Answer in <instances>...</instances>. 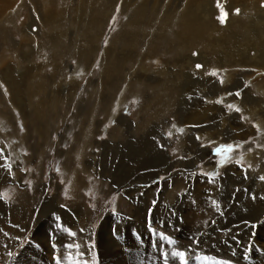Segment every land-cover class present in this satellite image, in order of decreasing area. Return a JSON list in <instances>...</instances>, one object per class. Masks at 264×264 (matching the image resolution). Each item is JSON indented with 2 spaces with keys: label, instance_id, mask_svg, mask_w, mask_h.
Listing matches in <instances>:
<instances>
[{
  "label": "rangeland",
  "instance_id": "1",
  "mask_svg": "<svg viewBox=\"0 0 264 264\" xmlns=\"http://www.w3.org/2000/svg\"><path fill=\"white\" fill-rule=\"evenodd\" d=\"M217 5L218 0H0V264H14L37 229H52L47 239L58 247L55 232L68 229L76 264H100L102 229L119 240L117 229H133L138 238L145 229L153 248L160 236L163 264L171 263L175 251L188 252L187 262L241 264L235 252L226 254L218 244L227 238L225 229H244L238 216L245 206L258 215L253 227L264 224V201L256 203L247 184L264 177V114L255 121L243 108H230L233 101L223 95L233 83L252 90L254 106L264 113V63L247 57H264V0ZM221 9L227 13L223 23ZM216 89L220 96L210 99ZM233 110L239 122L232 128L222 115ZM177 115L187 121L178 125ZM180 125L192 128L190 138L201 151L186 144L189 153L184 152ZM105 141L107 152L95 145ZM221 145L238 146L222 164L223 154H214ZM81 151L103 174L80 165ZM229 167L243 170L244 178L227 174ZM222 178L226 190L207 225L212 240L181 237V229L197 227L206 208L203 202L191 206L189 192L199 184L204 200L211 192L205 182ZM150 184L157 191L147 192ZM53 199L60 207L47 205ZM259 260L264 264V255Z\"/></svg>",
  "mask_w": 264,
  "mask_h": 264
},
{
  "label": "bare ground",
  "instance_id": "2",
  "mask_svg": "<svg viewBox=\"0 0 264 264\" xmlns=\"http://www.w3.org/2000/svg\"><path fill=\"white\" fill-rule=\"evenodd\" d=\"M209 4V3H208ZM211 4V3H210ZM209 4V5H210ZM148 5V4H147ZM206 6V5H205ZM212 6V5H211ZM208 7V6H207ZM176 8V7H175ZM193 11V10H192ZM206 11V10H205ZM174 13V12H173ZM209 13V12H208ZM190 14V13H188ZM185 15V14H184ZM208 17V15H207ZM206 17V18H207ZM261 18L264 20V14H262ZM233 19V18H232ZM230 20V19H229ZM256 29V28H255ZM250 34H253L256 32L253 30H249ZM198 34V33H197ZM263 54V53H262ZM239 55V54H238ZM248 59L250 60H257L256 63H264V57L262 55H259L258 53H248L247 55ZM223 60V59H222ZM221 60V61H222ZM250 62V61H249ZM225 64V63H224ZM217 66V65H216ZM224 68L223 65L220 66V69ZM232 73V72H231ZM245 73V72H243ZM221 74V73H220ZM1 76V75H0ZM227 82H229L231 79V77L233 78V75H225ZM213 78V77H212ZM258 78V77H257ZM215 83V82H214ZM259 83V82H258ZM260 84V83H259ZM263 84V83H262ZM201 85V84H200ZM239 85V84H238ZM229 87L226 88V95H223L224 99L226 102H230L233 101V105L236 107H241L243 108L250 116H255V118H257L255 121H257L258 115H260V113L264 114L263 112L260 111V109H258V107L254 106V104L256 103L255 101L257 100V97L252 93V90H246L244 91L243 89L240 91L241 88H236L235 84L233 83L231 86L228 85ZM259 90H264V86L259 85ZM217 87V85H216ZM203 88V87H202ZM208 88H209V84H208ZM212 89V88H211ZM249 89V88H248ZM240 91V95H237L236 93H232V91ZM229 91V93H228ZM202 92V91H201ZM181 93V92H180ZM210 93V99L214 98L216 99L218 96L216 93H218V90L216 89V92H209ZM256 93V92H255ZM230 94V95H229ZM205 96V95H204ZM240 97V98H239ZM207 98V97H206ZM261 99V98H260ZM123 99L120 100V102L123 103ZM183 102V101H182ZM203 103V102H202ZM184 105V104H183ZM204 106V105H203ZM210 106V105H208ZM181 107V106H180ZM179 109V107H178ZM264 109V108H263ZM191 110V109H190ZM200 110V109H199ZM202 110V109H201ZM195 111V110H194ZM225 111V110H224ZM263 111V110H262ZM191 112V111H190ZM221 112V111H220ZM177 113V112H175ZM179 113L180 110H179ZM200 113V112H199ZM198 113V114H199ZM246 113V114H247ZM197 114V115H198ZM208 114V113H207ZM230 115V116H229ZM238 113L236 111H232V113L230 114H226L224 113L222 115L223 119L227 118L225 121H228V125L231 126L233 128V125H237V123L239 122L238 119ZM204 117V116H203ZM237 117V118H236ZM263 117V116H262ZM190 118V117H189ZM254 118V119H255ZM187 121V119L185 117H182L180 115H177V119L176 122L179 125L180 123H182L183 121ZM253 119V118H252ZM191 120V119H190ZM193 121V120H192ZM260 121L262 123H264V118L260 119ZM200 122V121H199ZM259 122V121H258ZM257 122V123H258ZM197 124V123H196ZM224 125H226L227 123H223ZM118 125H120L118 123ZM117 125V126H118ZM177 125V126H178ZM200 125V123H199ZM223 125V126H224ZM259 125V124H258ZM182 127H180L181 129H183L184 135L185 136L183 138V147L185 149V153H189V148L187 147V145H189L191 148H197L198 145V141L194 140L193 138H190L192 133H191V129L190 127H187L185 125H180ZM190 126V125H189ZM227 126V125H226ZM179 127V126H178ZM228 128V127H226ZM152 129V127H151ZM208 129V128H207ZM225 129V126H224ZM229 129V128H228ZM227 129V130H228ZM197 130V129H196ZM226 130V131H227ZM241 130V129H240ZM238 130V131H240ZM250 130V129H249ZM198 131V130H197ZM211 131V130H210ZM234 131V130H233ZM236 131V130H235ZM237 131V132H238ZM248 131V130H247ZM251 131V130H250ZM182 132V133H183ZM228 132V131H227ZM226 132V133H227ZM232 132V131H231ZM118 133L117 129H115V131L113 133H111V139H113L115 136V134ZM208 133V132H207ZM225 133V134H226ZM91 134V132H90ZM231 134V133H230ZM150 135V134H148ZM235 135V134H234ZM237 135L239 137H244V135H241L240 132L237 133ZM88 137H91L90 135H87ZM197 136V135H196ZM213 136V135H212ZM87 137V138H88ZM153 137V136H152ZM211 137V136H210ZM236 137V136H235ZM7 138V137H6ZM20 138V137H19ZM213 138V137H211ZM210 138V139H211ZM216 138H218V140H226L223 138H220L219 136H216ZM154 139V138H153ZM233 139H237V138H233ZM158 140V139H157ZM172 140V139H171ZM262 140V139H261ZM264 140V137H263ZM189 141L190 144H189ZM230 141H234L232 139H230ZM21 142V141H20ZM93 143V141H91ZM100 142V141H98ZM153 142V141H152ZM158 142V141H156ZM108 141H105L104 143H97L95 142V145H99L98 147H102L104 149V151L107 152V150L109 149V145L107 144ZM117 143V141H115V144ZM134 144V143H133ZM137 144V143H136ZM151 144V141H150ZM153 144V143H152ZM187 144V145H186ZM118 145V144H117ZM166 145V144H165ZM119 146V145H118ZM154 146V145H153ZM152 147V146H151ZM160 147V146H159ZM118 148V147H117ZM154 148V147H153ZM124 149V148H123ZM210 149V148H209ZM118 150V149H117ZM198 150L201 151L202 147H198ZM159 151V150H158ZM178 151V150H177ZM88 152V151H87ZM129 152V151H128ZM151 152V151H150ZM154 152V151H153ZM162 152V151H161ZM82 155L80 157V165H83V167L85 169H87L89 172H93L96 176L97 175H101L103 174L102 168L99 169V167L96 168V165L93 164L92 165V160L95 161V159L93 158L92 160L90 159H85V154H83L84 152L81 151L80 152ZM98 152L93 151L91 153V155L93 157H96L95 154H97ZM202 153V152H201ZM160 154V153H159ZM78 155V154H77ZM91 156V157H92ZM162 156V155H161ZM184 156V155H183ZM188 156V155H187ZM88 157V156H87ZM165 158V156H163ZM162 157V158H163ZM189 157V156H188ZM251 157V156H249ZM253 157V156H252ZM161 158V157H158ZM190 158V157H189ZM187 159V158H186ZM160 160V159H159ZM181 160V159H180ZM158 161V160H157ZM161 161V160H160ZM159 161V162H160ZM158 162V163H159ZM172 162V161H170ZM212 162V161H211ZM157 163V162H156ZM126 164V163H125ZM128 164V163H127ZM179 164V163H178ZM199 164V163H198ZM197 164V165H198ZM161 165V164H160ZM163 165V164H162ZM123 166V165H122ZM120 166V167H122ZM125 166V165H124ZM192 166V165H191ZM80 167V166H79ZM166 167V166H165ZM179 167V166H178ZM181 167V166H180ZM75 168V167H74ZM130 168V167H129ZM205 168V167H204ZM230 168V167H229ZM226 168V173L227 174H231L232 177H238L240 176L241 178H244V173L242 172L243 170H238L240 172H238L236 169L233 170L232 167L229 169ZM159 169V168H158ZM239 169V168H238ZM131 170V169H130ZM166 170V169H165ZM253 170V169H252ZM255 170V169H254ZM176 171V170H175ZM182 171V170H181ZM245 171V170H244ZM18 172V171H17ZM72 172V171H71ZM76 172V171H75ZM79 172V171H78ZM155 172V170H154ZM167 172V171H166ZM74 173V172H73ZM72 173V174H73ZM159 173V172H158ZM165 173V172H164ZM184 173V172H183ZM152 174V173H151ZM251 175H255L257 174L256 172L250 171ZM262 174L264 175V170H262ZM74 175V174H73ZM177 175V174H176ZM182 175V174H181ZM114 176V175H113ZM179 176V175H178ZM246 176V175H245ZM103 177V176H102ZM117 177V176H116ZM150 177V176H149ZM250 177V175H249ZM253 177V176H252ZM98 178V177H97ZM169 180V179H168ZM185 180V179H184ZM249 180V179H248ZM114 181V180H113ZM134 181V180H133ZM180 181V180H179ZM171 182V181H170ZM236 182V181H235ZM74 183L76 185L77 181L76 178L74 179ZM117 183V182H116ZM119 183V182H118ZM172 183V182H171ZM181 183V182H180ZM208 187V190H210L211 192L209 193L208 197H204V200H201L202 195H200L201 193V188L199 187V184H197V187L195 186L192 190V192H189L188 194V199L190 201L191 206H200L203 202V204L205 205L206 208L205 209V213H203V215L201 216V219L198 218L199 221H197V224L195 227L188 225L186 226L184 229H181L179 235L183 238H189V241L193 242L195 240H199L201 239L202 242L204 241H208V240H212V230L211 229H207L208 228V220L210 221V217L212 216L213 212L216 210V206L213 204V201H215L218 205L220 204V197H221V193L225 192V188H226V182H225V178L220 179L219 181H211V182H205ZM240 184L243 185V189L247 190L246 188V181L245 182H241ZM248 186H251L253 189L252 191L254 192V200L256 203H259V201L263 202L264 201V180L261 179V177H257L256 179L250 181L247 183ZM146 185V184H145ZM182 185V184H181ZM239 187V186H238ZM168 188V187H167ZM165 189V187H164ZM148 190H151V192H155L156 190V186L154 184H150L149 187L147 188V192ZM133 191V190H132ZM146 192V193H147ZM246 191L242 192L245 193ZM133 193V192H132ZM164 194V192L162 193ZM168 194V193H166ZM178 194V193H177ZM147 195V194H146ZM152 196V194L150 195ZM166 196V195H165ZM203 199V197H202ZM52 200V199H51ZM52 202H55L53 204V207H60V205L57 204V202L55 201V199H53V201H49L47 205H51ZM233 202V201H232ZM228 203V202H227ZM234 203V202H233ZM60 204V203H59ZM179 204V203H178ZM260 205H262V203H259ZM174 205V204H173ZM239 205V204H238ZM244 205V204H243ZM225 207V206H224ZM239 207V206H238ZM252 207V205H248L245 206V209H243V212H240V217L241 220H239V225H242L244 229H225V232L227 234V238L226 240L224 239V243H219L218 245L223 246L224 251L226 254H228L230 251L235 252V257L236 260L239 261L241 264H256L257 261H261L259 260L260 258L263 257L264 255V224H260L258 225V227L256 226H252V222L255 223L256 221L259 220L258 215L257 218L255 215L250 213V208ZM256 207V206H255ZM234 208V206H233ZM243 208V207H242ZM62 209V207H61ZM180 209V208H179ZM202 209V208H201ZM264 210V209H263ZM262 210V211H263ZM60 213H63V211H58ZM170 212V211H169ZM184 213V212H183ZM235 213V212H234ZM172 214V213H171ZM216 215V214H215ZM218 216V215H217ZM263 216V215H262ZM51 218V217H50ZM54 218V217H53ZM232 218V217H231ZM239 218V219H240ZM121 219V218H120ZM235 219V218H234ZM197 220V219H196ZM201 220V221H200ZM238 220V219H237ZM52 221V220H51ZM109 221V220H108ZM172 221V220H171ZM234 221V220H232ZM67 222V221H66ZM250 222V224H248ZM236 223V222H235ZM242 223V224H241ZM259 223V222H258ZM257 224V223H256ZM231 227V226H230ZM49 230L52 231V229H37L32 241L26 245L22 250L20 255L16 258L14 264H76V260H75V256L74 259H72V254H73V248H70L69 244L70 242H72L73 237L70 233V231L68 229H59V232H55V236H56V240L57 243H59V247L62 249H64V251L59 253L60 248L57 246V244H50L48 242L47 239V235L49 233ZM58 230V229H57ZM133 229H126L125 233L122 234L123 231H121V229H117V232L120 234V236L122 235V240H119L116 235L113 236L114 238H112L110 236V231H109V236H108V230L107 229H102L100 232V237H99V244H98V250L100 253V264H163L162 263V259H161V244L163 241H161V237H155L153 239V241H155L156 243V247L153 248L151 246V243L149 241V237L147 235V233L145 232V229H139L140 231H142L143 233H139L140 238H138L137 236H135L136 234H133L132 232ZM208 232V236L206 237V235H204L202 232ZM237 231L239 232V234H236ZM78 233V232H77ZM216 233V232H215ZM73 234V233H72ZM218 235V234H217ZM220 235V234H219ZM224 236V235H223ZM215 237V236H214ZM80 238V237H79ZM222 238V237H221ZM81 239V238H80ZM119 241H118V240ZM223 239V238H222ZM164 240V239H163ZM219 240V239H218ZM213 245V244H212ZM216 245V244H215ZM168 246V245H167ZM166 246V247H167ZM186 246V245H185ZM214 246V245H213ZM147 247H148V251H147ZM209 247V246H208ZM217 247V246H216ZM144 248V249H143ZM213 248V247H212ZM220 248V247H219ZM218 248V249H219ZM222 248V249H223ZM52 249L56 250L53 251ZM217 249V248H216ZM217 249V250H218ZM185 250V249H184ZM216 251V250H215ZM218 252V251H217ZM222 252V251H221ZM188 253V252H187ZM224 253V252H222ZM51 255H54L52 258L50 257ZM170 261L172 264H183V262L178 258L172 255V252L170 253ZM210 257V256H209ZM200 259V258H199ZM198 258H195L194 260H190L187 262V264H211V262L209 261V259L207 261L206 260H199ZM243 259L245 261V263L243 262ZM164 260V259H163ZM217 260V259H216ZM78 263V262H77ZM170 263V264H171ZM227 263V262H226ZM262 263V262H260ZM216 264V263H215ZM258 264V263H257ZM263 264V263H262Z\"/></svg>",
  "mask_w": 264,
  "mask_h": 264
},
{
  "label": "snow or ice",
  "instance_id": "3",
  "mask_svg": "<svg viewBox=\"0 0 264 264\" xmlns=\"http://www.w3.org/2000/svg\"><path fill=\"white\" fill-rule=\"evenodd\" d=\"M218 7H220L219 5V0H218ZM237 13L239 12V10L237 9L236 10ZM221 12H222V15L219 17V19L221 20V22H225L226 20V16H227V13L223 11V9H221ZM195 55V54H194ZM202 65H197V68H201ZM215 74V73H213ZM237 95H239V93H237ZM230 108H233L235 106L233 105H229ZM236 111H240L239 108H236L235 109ZM179 131L183 132V129H179ZM169 136H171V133H169ZM236 147L238 146H232V145H221L219 147H217L215 150H214V154L217 155V156H220L223 154V159L220 161V163H225L229 158H230V153L232 151H235L236 150ZM0 152H2V150H0ZM206 175H209L210 177H215V175H217L216 173H208ZM262 180H264V177H261ZM3 198H6V194H5V197ZM254 198V197H253ZM213 204L216 206L217 210H219V205L213 201ZM165 239H168L167 237H164ZM170 243L173 242V241H169ZM173 256L175 257H178L182 262L183 264H187V253L186 252H179V251H175L172 253Z\"/></svg>",
  "mask_w": 264,
  "mask_h": 264
}]
</instances>
